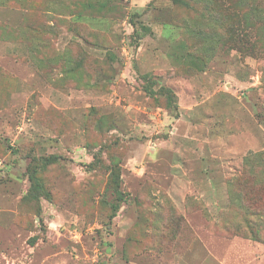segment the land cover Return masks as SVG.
Segmentation results:
<instances>
[{
	"label": "rangeland",
	"instance_id": "rangeland-1",
	"mask_svg": "<svg viewBox=\"0 0 264 264\" xmlns=\"http://www.w3.org/2000/svg\"><path fill=\"white\" fill-rule=\"evenodd\" d=\"M217 1L0 0V264H264V0Z\"/></svg>",
	"mask_w": 264,
	"mask_h": 264
},
{
	"label": "trees",
	"instance_id": "trees-1",
	"mask_svg": "<svg viewBox=\"0 0 264 264\" xmlns=\"http://www.w3.org/2000/svg\"><path fill=\"white\" fill-rule=\"evenodd\" d=\"M223 2L224 0H218L216 2V4L218 6H223ZM225 4V3H224ZM228 9L232 10V13L230 14L231 16L237 18L239 17V12L235 9H233L232 7H230V5L226 6ZM253 11H255V9H252ZM249 16V14H248ZM233 27H237L235 29H232L233 31H240L242 33H244L247 37H249L247 39V42L250 41V39L252 40V36L250 33V28L246 25H244L243 29H239L240 27V22H235L233 23ZM249 49H253V47H249ZM163 90V91H162ZM161 93V95H167V96H172L173 97V91L170 88L167 87H162L161 91L159 92ZM56 162V158L55 157H49L45 160L44 162V166H47L51 163ZM30 180L32 181V185L33 188H35V190L38 191V194L40 196H44L45 198L51 200L53 198L52 192L50 191V189L48 187H46L45 183L42 181L41 177L38 176L37 174V169H33L32 173H30ZM121 172H120V166L119 164H116L112 167V171L110 174V181H109V188L112 190V192L114 194H116V198H117V204H112L111 206L113 207V215L116 214V211L120 208V204L121 202L125 201L126 197L123 193V191L121 190Z\"/></svg>",
	"mask_w": 264,
	"mask_h": 264
}]
</instances>
